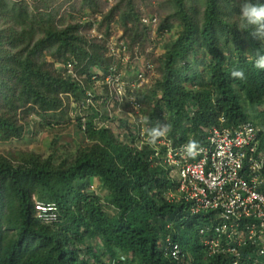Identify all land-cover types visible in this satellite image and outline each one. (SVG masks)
I'll use <instances>...</instances> for the list:
<instances>
[{"label":"trees","instance_id":"1","mask_svg":"<svg viewBox=\"0 0 264 264\" xmlns=\"http://www.w3.org/2000/svg\"><path fill=\"white\" fill-rule=\"evenodd\" d=\"M82 1L97 6L96 0ZM234 1L171 0L173 12L158 26L159 31L170 30L169 20L175 19L179 32L165 45L153 90L140 99L151 127L163 125L164 111L168 113V137L174 144H202L201 127L217 125L220 117L228 126L260 118L261 110L249 117L244 104L264 107V70L253 62L264 41L237 27L240 2L235 6ZM118 12L129 51L139 49L149 29L134 0H120L96 22L98 31L105 29L101 40L80 32L91 25L87 21L60 27L52 14L30 17L17 0H0V141L20 137L18 108L29 105L54 118L63 105L60 94L82 99L81 84L48 68L44 55L73 61L78 74L104 70L109 62L105 39ZM233 70H242L245 79L232 77ZM87 112L86 128L78 125L89 146L74 157L53 164L52 157L32 154L13 164L0 156V264H231L224 256L194 255L197 249L189 241L183 244L182 235L201 216L166 201L164 194L172 186L169 170L153 163L152 149L145 145L139 150L119 140L111 129L94 125L95 109ZM119 122V128L126 124ZM92 180L103 198L88 192ZM36 201L55 203L57 222L37 220ZM166 239L180 246L177 257L165 255Z\"/></svg>","mask_w":264,"mask_h":264},{"label":"built area","instance_id":"2","mask_svg":"<svg viewBox=\"0 0 264 264\" xmlns=\"http://www.w3.org/2000/svg\"><path fill=\"white\" fill-rule=\"evenodd\" d=\"M88 21L89 36L103 39L95 28L99 20ZM155 21L141 18V23L151 28ZM105 47L110 61L104 70L90 68L88 74H78L73 61L56 63L59 73L84 88L82 99L66 94L71 104L78 101L73 108L95 109V126L120 129L116 135L119 139L131 136L137 149L145 145L152 149L153 163L169 170L172 186L164 194L166 201L184 204L190 216L200 215L206 220L198 234L208 257L227 255L232 264H264V107L255 122L228 126L220 117L217 125L201 127L205 137L194 155L187 154L186 143L174 144L168 133L151 145L144 132V127L151 126L139 123L145 116L140 94L149 86L154 66L143 59L139 49L130 52L125 41L113 42L111 38ZM123 68L132 70V77ZM85 81L89 89H85ZM130 99L140 106L138 111ZM80 118L84 130L87 117ZM119 121L127 125L119 128ZM34 211L43 224L58 220V208L53 202L36 201ZM164 253L175 258L180 254L179 246L166 239Z\"/></svg>","mask_w":264,"mask_h":264},{"label":"rangeland","instance_id":"3","mask_svg":"<svg viewBox=\"0 0 264 264\" xmlns=\"http://www.w3.org/2000/svg\"><path fill=\"white\" fill-rule=\"evenodd\" d=\"M17 2L25 8L30 17L52 14L56 24L60 27H65L68 24H75L79 21L89 22V19L96 21L100 20L103 15L115 7L120 0H96L97 6L94 8L83 5L82 0H17ZM238 2H240V0H235L234 5L237 6ZM134 6L139 16L143 18L151 17L156 20L155 27L151 28L147 26L149 29L147 40L144 41L140 47L138 46L143 59L150 61L154 66V76L149 80V86L140 94V96H142L146 93V95H148L149 92L153 90L157 78L160 77V60L163 57L165 45L175 40L179 28L178 22L175 19H170L169 24L172 26L170 30H164L163 32L158 30L159 24L173 12L171 0H134ZM199 9L201 10V8ZM118 14L119 12L116 13L111 22L110 35L105 40L112 38L113 42L122 40L128 44L129 38L124 35L123 27L119 23ZM90 28L91 25L84 26L81 28L80 32L90 38ZM95 28L98 33L103 35L105 30L104 26L98 31L97 24H95ZM44 58L49 65L48 68H52L55 72H58L56 71L55 65L60 61L49 54H45ZM200 63L201 61L196 65L199 72L203 71ZM123 71H125L129 77H132V70L129 71V69L123 68ZM60 98L63 105L58 111L54 112V118L50 116L51 113H41L36 107L31 109L29 105L18 108L15 120L16 124L22 128L21 135L18 138H12L8 141H0V156L8 159L13 164H18L24 157L35 154L42 159L52 157L53 164H57L65 158L70 159L74 157L79 150L89 146L85 134L79 130L78 125L79 122L81 123V118L79 120L78 116H87L88 112L86 110L79 111L77 107L73 108L74 103L78 101L71 104V100L66 94H60ZM142 105L143 107L146 106L144 103H142ZM150 106L153 108V105ZM244 107L249 117L255 112L259 113L261 110L260 107L250 108L246 104H244ZM149 108L148 105V109ZM165 124L169 126V131L172 130V121H169V116L166 111H164L163 125ZM119 130L120 129L116 130L111 128L114 137ZM119 140H125L128 145L136 147V143L134 144L133 138L131 137H125ZM90 183L91 187L88 192L96 193L103 198L105 193L98 189L96 181L92 180ZM103 209L109 214L113 213L106 205ZM205 225L206 223H204V220L198 218L188 234L182 235L183 244L189 241V247L197 249L198 252H193L191 250L194 255L204 253V250L200 247L202 246L201 239L196 232ZM188 238H190V240H188ZM91 243L93 244L94 250L99 252V246L96 241L91 240ZM183 244L181 245L182 248H184Z\"/></svg>","mask_w":264,"mask_h":264},{"label":"clouds","instance_id":"4","mask_svg":"<svg viewBox=\"0 0 264 264\" xmlns=\"http://www.w3.org/2000/svg\"><path fill=\"white\" fill-rule=\"evenodd\" d=\"M238 19H239V24L237 27L239 29L249 30L247 32L252 38L259 39L260 41H264V4H260L258 2L253 3L252 0H240V12L238 14ZM253 62H254V67L256 69L264 70V49H258L254 52ZM231 75L234 78L245 79V74L242 70H233L231 72ZM129 101L133 102L134 110L138 111L140 106L134 103V99H130ZM139 123L143 126H146L149 124V118L146 116L141 117ZM168 131H169V126L167 124L161 125L157 123L155 127H151V128L144 127V132L147 137L146 142L151 145H154L157 142V140L161 137H164L168 133ZM197 147L198 145L196 141L190 140L188 144L185 146V150L188 155H194L196 153ZM201 245H202V241H201ZM179 249L181 253L180 246ZM204 252L206 255L205 249ZM217 256L226 257L232 264V259L229 256L227 255H217ZM206 257L208 256L206 255ZM209 258H213V257H209Z\"/></svg>","mask_w":264,"mask_h":264}]
</instances>
